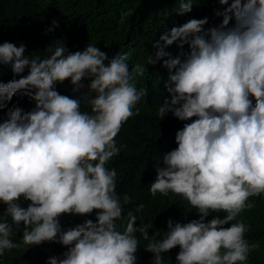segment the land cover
<instances>
[{
  "label": "clouds",
  "instance_id": "1",
  "mask_svg": "<svg viewBox=\"0 0 264 264\" xmlns=\"http://www.w3.org/2000/svg\"><path fill=\"white\" fill-rule=\"evenodd\" d=\"M194 3L178 0L174 11L182 15ZM219 3L226 5L215 12L222 16L219 25L205 29V16L173 26L152 42L148 57L155 64L169 56L163 64L171 98L158 108L161 119L169 111L180 120L196 117L176 131L177 147L163 154L164 166L156 164L149 191L182 195L199 217L186 223L168 218L158 239H149L151 224L135 223V212L128 211L125 220L123 206L132 198L125 194L121 201L117 171L107 166L125 147L115 137L145 96L136 84L144 66L130 67L128 53L109 57L94 44L70 51L56 39L45 56L30 57L23 43H0V64H10L15 74L28 70L0 82V108L18 91L35 101L25 111L9 108L0 122V207L4 203L11 218L0 221V256L6 249L56 241L68 248L46 264H136L137 232L148 241L144 249L154 264H162L161 253L177 245L176 264H243L260 247L245 238L250 226L242 220L224 225L254 207L249 197L264 194V0ZM174 41L189 50L171 57L165 48ZM65 79L73 93L89 91L61 94L56 84ZM82 104L90 111H82ZM21 199L30 203L22 206ZM143 208L136 205V211ZM93 209L95 221L62 227L61 214ZM220 211L223 217L205 219ZM118 219L125 220L123 230ZM21 222V242H14L13 226Z\"/></svg>",
  "mask_w": 264,
  "mask_h": 264
},
{
  "label": "trees",
  "instance_id": "2",
  "mask_svg": "<svg viewBox=\"0 0 264 264\" xmlns=\"http://www.w3.org/2000/svg\"><path fill=\"white\" fill-rule=\"evenodd\" d=\"M177 6L178 0H0V43L10 41L17 46L23 43L26 46L25 54L30 57L45 56L48 45L60 39L70 51L83 50L87 44H94L106 51L109 57L128 53L130 67L136 63L144 66V75L136 78V84L145 90V96L135 106L139 111L123 123L115 137L117 145L123 144L125 147L111 158L107 166L117 171L116 191L121 201L125 194L132 198L130 203L123 206L125 220L127 212L131 210L137 215V225L151 224L149 239H158V233L167 230L168 218L186 223L199 217L196 209L182 195L170 191L167 195L158 192L153 196L149 191L150 183L157 175L156 164L164 166L163 154L177 147L176 131L196 119L194 116L180 120L171 111L162 119L158 115V108L165 97L171 98L165 83L170 73L163 64V60L169 56L149 64L152 42L173 26H179L191 18L207 16L208 21L203 27L217 26L222 16H217L215 12L226 7L219 0H195L191 11L181 15L174 11ZM53 20L57 22L56 25H53ZM231 23L233 21L230 20ZM188 50L187 43L181 46L178 41L165 48L173 58L182 56ZM27 71L26 68L24 73L15 74L10 64H0V82H8L14 77L18 79ZM72 87L69 79L56 84L58 92L70 97L89 91L85 88L73 93ZM250 98L254 103V98ZM14 106L25 111L35 106V101L26 94L21 98V91H18L4 108H0V122L7 118L8 109ZM81 110L90 111V108L82 104ZM248 199L254 202V207L244 209L234 221L224 226L241 220L249 225L245 238L250 243L259 242L260 247L252 249L243 264H264V194ZM28 203L30 201L21 199L22 206L26 207ZM141 203L144 208L136 211V205ZM2 204L0 221L8 219L11 222V218L4 213L6 205ZM96 211L93 209L91 213L83 215L64 213L59 220L62 227L67 229L85 219L95 221ZM213 215L223 217L225 213H210L205 219H211ZM125 220H116L120 230H123ZM23 231V222L13 226L11 239L21 242ZM136 235L140 241L135 253L136 264H154L153 254L144 249L148 241L139 232ZM67 248V245L56 241H45L29 248L6 249L4 255L0 256V264H46L49 256L62 258ZM178 251L179 245L162 252V264H176Z\"/></svg>",
  "mask_w": 264,
  "mask_h": 264
}]
</instances>
